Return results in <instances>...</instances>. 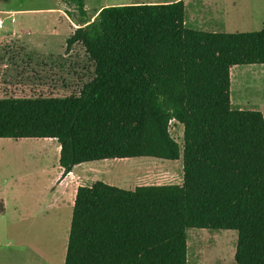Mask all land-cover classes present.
<instances>
[{
  "label": "trees",
  "instance_id": "obj_1",
  "mask_svg": "<svg viewBox=\"0 0 264 264\" xmlns=\"http://www.w3.org/2000/svg\"><path fill=\"white\" fill-rule=\"evenodd\" d=\"M61 1L80 15L65 51L80 43L93 77L77 95L0 97V137L54 138L62 176L182 157L181 184L78 186L63 264H187L189 228L234 229L235 262L264 264V115L230 98L231 68L264 64V29L189 28L182 0L106 5L92 20L83 0Z\"/></svg>",
  "mask_w": 264,
  "mask_h": 264
},
{
  "label": "rangeland",
  "instance_id": "obj_2",
  "mask_svg": "<svg viewBox=\"0 0 264 264\" xmlns=\"http://www.w3.org/2000/svg\"><path fill=\"white\" fill-rule=\"evenodd\" d=\"M83 1L87 16L92 19L100 6L119 5L123 0ZM252 1L241 0V5L244 8L254 7ZM0 18L3 20L0 27V97L77 95L82 85L93 77V64L80 43L65 51L66 37L78 26L80 18L73 5L61 0L0 1ZM242 25L220 31L261 30L264 29V19H254ZM9 40H24L30 44V48ZM260 70H264V64L236 65L231 69L230 98L233 108L263 112V108L258 106L259 98L264 96V74H256ZM258 76L262 77V81L256 87ZM169 127L171 135L180 144L182 125L171 120ZM40 145H43L40 146L42 148L46 146L49 153L28 154L24 160H21V152L17 149L0 150V168L3 166V170H0V191L9 190L5 181L12 175H18L17 171H22L23 176L32 182L40 181L44 170L48 178L56 173L58 163L54 143L43 141ZM78 167L77 171L81 168L85 170L80 172V176L72 177L73 185H91L101 180L119 188L133 189L138 185L182 182L181 156L177 160L154 157L104 159L84 162ZM37 222L42 223V219L39 218ZM44 223L42 227L48 228V222ZM69 225L70 217L67 222L62 221L56 235L50 237H35L30 233L18 237L7 236L0 228V253L5 254L16 248L19 254L31 256L32 250L45 249L51 253L52 264H59L66 249L64 244L68 239ZM21 230H26V227L20 226ZM236 241L237 231L234 229L189 228L187 264H237L234 260ZM0 264L9 263L4 261Z\"/></svg>",
  "mask_w": 264,
  "mask_h": 264
},
{
  "label": "crops",
  "instance_id": "obj_3",
  "mask_svg": "<svg viewBox=\"0 0 264 264\" xmlns=\"http://www.w3.org/2000/svg\"><path fill=\"white\" fill-rule=\"evenodd\" d=\"M172 1L177 0H123L120 1L119 5L165 3ZM182 1L185 5V25L192 29L209 32H224L220 30L243 26L242 24H244V22H251L254 19H264V0H253L252 3L254 2L255 6L248 8H244V6L241 5V0ZM101 7L102 6H100L99 9ZM188 8L189 13L187 14ZM9 41L12 43L20 42L27 49L30 48V44L26 43L24 40ZM24 51H26V49ZM259 72L260 74H264V70H260L256 72V74ZM1 76L2 74L0 73V77ZM258 78L259 82L256 87H258L262 81L261 76H258ZM258 106L263 108L262 114L264 115V96L259 98ZM43 141L54 143L53 148L58 163L60 146L54 138L22 137L14 139L10 137H0V150L2 152L4 149H17L21 152H19L21 160H24L23 158L27 157L28 154L37 152L41 155H45L49 153L46 146L44 148L40 147L43 146L40 145ZM36 149L38 150L35 151ZM9 155L11 154L9 153ZM77 168H79L78 165H75L69 173L62 176L63 169L58 163L57 171L53 175L54 177L50 176V178H48L46 176L47 171L44 170L41 174L42 179L37 182L28 181L26 177L23 176L22 171H17L18 175L16 176H10L9 179L5 181L10 191H2V189L0 191V200L4 206V211L0 214L1 231L7 236L15 237L19 235H28L29 233L35 235V237H50L56 235L61 222H67L68 217H70L71 220L76 190L78 185H80H73L72 177L80 176V172L85 170L81 168V170L77 171ZM0 170H3V166H1ZM35 199H37V202H34ZM45 212H47V214H43ZM39 218L42 219V223L37 222ZM44 221H47L49 225L46 229L42 227L45 225ZM20 226L26 227V230L19 231ZM66 245L67 241L64 244L65 248ZM31 253V256L22 255L18 253V249L14 248L5 254L0 253V263L6 261L9 264H52V257L49 251L45 249H43V251H37L34 249ZM65 253L66 249L64 255L60 258L59 264L64 263ZM188 255L187 253V260Z\"/></svg>",
  "mask_w": 264,
  "mask_h": 264
},
{
  "label": "built area",
  "instance_id": "obj_4",
  "mask_svg": "<svg viewBox=\"0 0 264 264\" xmlns=\"http://www.w3.org/2000/svg\"><path fill=\"white\" fill-rule=\"evenodd\" d=\"M13 21H14V19L11 18V22H13ZM2 25H3V20H2V18H0V27H2Z\"/></svg>",
  "mask_w": 264,
  "mask_h": 264
}]
</instances>
